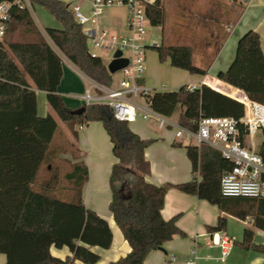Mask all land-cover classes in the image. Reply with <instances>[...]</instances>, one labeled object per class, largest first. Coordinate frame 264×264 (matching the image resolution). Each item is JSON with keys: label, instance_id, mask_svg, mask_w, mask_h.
I'll return each instance as SVG.
<instances>
[{"label": "trees", "instance_id": "trees-1", "mask_svg": "<svg viewBox=\"0 0 264 264\" xmlns=\"http://www.w3.org/2000/svg\"><path fill=\"white\" fill-rule=\"evenodd\" d=\"M28 1L44 7L61 23L60 28L46 29L58 52L92 80L111 84L112 74L103 59L88 53L87 39L82 26L73 20L70 4L63 0ZM144 8L151 25L163 24L160 0L144 2ZM10 14L0 39V253L5 255L4 264H94L100 254L91 248H108L113 237L107 220L82 201L81 184L88 175L82 162L70 164L64 173L63 177L73 185L65 200L53 195V190L60 187L57 167L52 166L48 178L36 183L40 168L52 164L62 151L51 145L59 130L58 124L51 114H38L35 89L46 93L47 103L57 118L68 125L72 136H77L75 126L96 120L109 136L116 161L108 177L111 193L108 208L130 249L109 264H143L149 251L184 235L175 217L165 219L160 215L163 197L170 187L214 203L222 213L239 219L251 217L253 227L264 229V197L221 194L220 177L233 164L216 148L206 144L184 145L192 166L188 181L159 186L146 181L150 167L144 149L151 139H142L127 122L114 118L106 105H85L79 115L72 114V109L57 93L63 73L62 58L39 33L28 7L13 4ZM19 30L24 32V38L15 35ZM149 47L156 51L159 61L168 60L171 66L191 74L207 73V69L192 63V51L186 45ZM235 49L226 70L218 71L216 77L243 91L250 100L264 104V53L259 33L245 31ZM149 101L155 112L165 116H170L179 106L177 122L191 130L197 128L201 117L231 116L239 120L244 112L242 101L209 83L194 91L188 90L185 84L176 89L154 91ZM240 127L243 140L246 131ZM262 131L258 151L264 159ZM225 214L207 230L225 231ZM243 230L242 238L235 243L246 250L264 252V244L253 243L254 230L248 227ZM51 246L67 247L71 255L59 258L52 254Z\"/></svg>", "mask_w": 264, "mask_h": 264}, {"label": "crops", "instance_id": "crops-1", "mask_svg": "<svg viewBox=\"0 0 264 264\" xmlns=\"http://www.w3.org/2000/svg\"><path fill=\"white\" fill-rule=\"evenodd\" d=\"M21 1L23 5L28 7V0ZM63 1L70 5L79 3L85 11L88 10L86 0ZM141 1L152 3L155 0ZM160 2L163 5L164 22L157 27L159 30L158 40L148 41L147 39V41L155 44L186 45L192 51V63L207 69L205 75L191 74L187 70L171 66L168 60L162 63L160 61L157 64L154 57L151 59L149 57L147 65L156 68L158 71H163L168 76V82L174 85V88L168 90L176 89L180 85L192 84L205 76L209 78L208 83L218 91L242 102L246 101L244 98L246 95L243 91L232 87L227 82H222L216 77V74L218 71L226 70L235 55L238 39L247 30L251 29L259 33L260 48L264 53V0H160ZM30 15L41 36L62 58L63 73L57 86V93L66 106L71 109L79 108V106L84 105L81 95L86 88L84 76H88L58 52L46 32V29L50 27L60 28L61 23L51 14L49 17L42 14L39 18L33 17L31 13ZM115 17L113 16L112 20L114 25L119 30L121 29L119 33H126L125 24L122 25L120 20ZM15 35L25 37L22 30H19ZM155 55L158 57L157 53ZM64 60L67 61V64L64 63ZM104 63L107 64L105 61ZM112 78L116 79L113 76ZM149 80L150 85L148 86L154 88L155 82L151 77ZM143 83H145L144 78ZM35 91L38 114L40 116H46L47 113L51 114L57 121L61 133L69 140V136H71L77 153L67 157L69 164L82 162L88 169L87 187L85 190H83L84 187L81 190L82 201L88 209L107 220L113 234L112 242L108 248H91L100 254L99 261L94 264H109L110 261H115L118 257L124 256L130 251L127 241L114 222L108 208L111 195L108 177L111 166L116 161L111 151L109 136L102 123L96 120L83 124L81 128H79L80 124L75 126L74 129L77 131L76 135L78 137L76 140L72 136L68 125L58 119L55 116L56 114H53L55 112L46 101V93L38 89H35ZM179 110L180 108L178 113ZM59 120L66 127L61 128ZM131 122H134V124L130 125L128 123V126L132 131L139 134L142 139H151V142L144 149L145 159L148 160L150 167V173L145 177L146 181L159 186L167 182L178 184L191 179L192 166L184 148L185 144L175 137L172 128L159 129L156 120L153 118L143 119L141 117L140 121H137L136 118ZM255 134L252 139L255 147L259 149L260 144L256 145L254 141ZM81 149L89 152L87 162H85V159L80 158V155H84ZM197 178H200L198 173ZM67 190V193L61 195L69 196L70 188ZM53 191L59 193L58 188ZM163 199L164 204L160 210V215L165 219L175 217V223L184 232V235L175 236L173 239L165 241L161 246L164 251L160 249L149 251L143 264H185V261L192 257L191 251L193 249L196 250L197 256L195 264H264V252L253 249L246 250L235 243V241L242 238L243 229L248 227L254 230L253 243L264 244V229L253 227L251 217L239 219L232 214L222 213L216 204H211L205 199L185 193L174 187L167 189ZM224 214L227 219L225 231H208L207 227L213 226L218 217ZM234 223L237 224V228L231 229L229 225ZM222 236L232 240L230 251L223 259L219 257L220 250L214 243ZM50 251L53 255L62 259L67 255H71L67 247L56 248L51 246ZM4 263L5 255L0 253V264Z\"/></svg>", "mask_w": 264, "mask_h": 264}, {"label": "built area", "instance_id": "built-area-1", "mask_svg": "<svg viewBox=\"0 0 264 264\" xmlns=\"http://www.w3.org/2000/svg\"><path fill=\"white\" fill-rule=\"evenodd\" d=\"M88 10L85 11L79 3L71 4L73 20L82 26V32L93 49L104 51L116 50L122 52L127 65L118 71L120 76L106 85L85 77L86 88L81 98L84 105L102 104L109 107L111 114L118 120L127 123L134 121L137 116L143 119L153 118L159 129L172 128L175 137L185 145L199 146L206 144L216 148L221 155L233 164L228 171L220 177V192L223 196L264 197V159L259 154L253 142V135L257 130H264V104L257 103L249 98L241 102L244 104L243 117L239 120L234 117H201L197 128L191 130L173 122L168 116L155 112L149 101V96L154 91L168 90L165 87L154 89L143 83L145 70V47L148 46L145 37L146 16L144 2L141 0H86ZM23 7L21 0L0 2V39L4 35L7 23L11 17V5ZM110 5H123L126 8V33L109 32L99 25L98 17L103 15ZM154 45L155 43H149ZM125 50L129 53L125 54ZM97 56V53H91ZM113 55L111 56L112 59ZM111 61V60H110ZM109 61V62H110ZM108 62V63H109ZM107 65V64H106ZM114 77V73H110ZM202 85H208L207 78L201 77L197 82L187 84V89L194 91ZM145 101V104L139 100ZM83 124L79 125V128ZM246 131L242 140L241 127ZM231 238L222 236L214 241L220 250L219 257L225 258L231 245ZM192 257L185 264H195L196 250L191 251Z\"/></svg>", "mask_w": 264, "mask_h": 264}, {"label": "rangeland", "instance_id": "rangeland-1", "mask_svg": "<svg viewBox=\"0 0 264 264\" xmlns=\"http://www.w3.org/2000/svg\"><path fill=\"white\" fill-rule=\"evenodd\" d=\"M28 8L30 10V13L35 18H39L40 15H42V14L47 16V17L51 16L50 13L42 6L31 5L29 3ZM113 16L114 17L116 16L115 18H118L122 25H124V24L126 25V19H125L126 8L123 5H110L109 7H107L105 9L103 15H100L97 20L99 22L100 27L106 28L109 32L119 33V31L121 29L119 30V28H117L114 25L113 20H112ZM144 24H145V31H146L144 35H145L146 39H148V41H151V40L157 41L158 36H159L158 35L159 30H158L157 26H153L147 21ZM147 45L148 46L145 47L146 58H145V67H144L145 70H144V75H143V78L145 79V84L150 85L149 84L150 83L149 78L151 77L153 79V81L155 82L154 88H160L161 89V87H164V86L166 89L174 88V85L172 83L168 82V80H167L168 76L163 71H158L156 68L149 67L147 65V59H149V57H150V59L152 57H154L157 64L160 63V61L158 60V57H156V55H155L156 51H154L151 47H149V45H151V44H149V42H148ZM87 49L91 53H97L106 63H108L111 60V56L113 55L112 51L93 49V47L89 43H87ZM124 52H125V54L129 53L128 50H125ZM162 62L163 61H161V63ZM64 63L67 64V61L64 60ZM119 76H120L119 72L114 73V77L116 79L119 78ZM139 101H141L142 103L145 104V101H143L141 99ZM178 109H179V106H177V108L174 110V112L169 116L171 118V120L174 122L177 120L176 116L178 113ZM53 114L55 115V113H53ZM136 118H137V121L141 120V117H139V116H137ZM129 124L132 125V124H134V122H129ZM59 125L61 128L66 127L65 124L62 123L60 120H59ZM262 136H263V132L257 130V132L255 134V138H254L256 145H259L261 143ZM69 137H70V140L67 139V137L61 133L60 129L55 133L54 138L51 142V145L55 146L56 149L62 151L61 156H59L57 159H55L52 164L47 165V166H42L40 168L41 170L39 171L38 175L36 176V183H38L41 180L48 178V176L50 175L52 166L57 167L58 173H59V180H58L57 185H60V187H59V193L57 194V191H56V192H53V195L59 196L61 199H64V200H65V198H68V195L63 196L61 194L66 193L68 188L73 187V185L70 184L63 177L64 172L67 171L68 168L70 167L69 160L67 157L69 155L72 156V155H75L77 153L76 148L74 147L73 141L71 139V136H69ZM74 138L77 140L78 137L76 136ZM81 152H83L84 155L83 156L80 155V158L85 159V162H87V156L89 155V152H87L86 150L84 151L82 149H81ZM88 178H89V175H87V178L81 184L82 188L84 187L83 190H85V188L87 187L86 182H87ZM229 227L231 229H235V228H237V224L236 223L230 224ZM241 230H242V226H241Z\"/></svg>", "mask_w": 264, "mask_h": 264}, {"label": "water", "instance_id": "water-1", "mask_svg": "<svg viewBox=\"0 0 264 264\" xmlns=\"http://www.w3.org/2000/svg\"><path fill=\"white\" fill-rule=\"evenodd\" d=\"M121 55H122V52H120V50H116L115 53L113 54L111 61L109 63H107L106 69H108V71L110 73H115L120 68L127 65L128 60L126 58L122 57ZM85 108H86L85 105H81V106H79V108L72 109L71 113L75 114V115H79V113L83 112L85 110ZM158 249L164 251V249L161 247H159Z\"/></svg>", "mask_w": 264, "mask_h": 264}, {"label": "bare ground", "instance_id": "bare-ground-1", "mask_svg": "<svg viewBox=\"0 0 264 264\" xmlns=\"http://www.w3.org/2000/svg\"><path fill=\"white\" fill-rule=\"evenodd\" d=\"M210 84V83H209Z\"/></svg>", "mask_w": 264, "mask_h": 264}]
</instances>
